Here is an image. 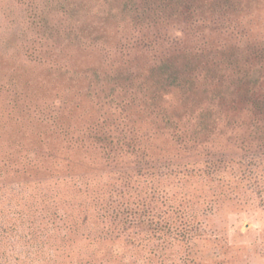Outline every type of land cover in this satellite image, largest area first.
Returning <instances> with one entry per match:
<instances>
[{"label": "rangeland", "instance_id": "obj_1", "mask_svg": "<svg viewBox=\"0 0 264 264\" xmlns=\"http://www.w3.org/2000/svg\"><path fill=\"white\" fill-rule=\"evenodd\" d=\"M126 3L0 0V264H264V194L198 175L223 162L230 180L252 157L239 149L251 116L235 77L264 47V0H203L194 21L142 25ZM183 54L198 60L200 95L164 88L182 110L179 134L130 95L161 81L151 75L160 60ZM200 107L215 127L195 138ZM119 115L138 131L136 157L106 156L86 135ZM154 187L201 221L191 242L147 240L144 217L109 216L124 210L111 199L137 209Z\"/></svg>", "mask_w": 264, "mask_h": 264}, {"label": "trees", "instance_id": "obj_2", "mask_svg": "<svg viewBox=\"0 0 264 264\" xmlns=\"http://www.w3.org/2000/svg\"><path fill=\"white\" fill-rule=\"evenodd\" d=\"M203 0H127L126 6L129 13L135 14L137 24H156L162 19L183 18L186 21L195 20V15L202 9ZM45 28V27H44ZM198 60L195 55L183 54L175 57H168L160 60L151 70V75L157 76L161 81L155 85L140 82L136 91L130 95L131 103L139 104L145 108V112H150L156 118L161 120L165 128L182 133L179 123L183 120L182 110L168 106L163 91L165 87L173 88L184 94L200 95L198 92ZM137 77L126 75L125 83L134 82ZM235 89L238 93L239 104L245 107L251 116V121L247 125V137L240 142V150H249L252 157L240 162V168L233 179L223 177L221 166L223 162H206L205 171L198 172L199 176H205L207 173L213 174L212 183H236L238 180L247 185L254 194H264V170L261 171L264 161V47L257 49L252 54L250 63H247L245 70L236 74ZM116 80V85H118ZM111 102L116 106L122 107V115L127 112L126 102L120 100V95L111 94ZM129 100V102H130ZM225 100V99H224ZM221 99V101H224ZM187 104L190 103L188 97L185 98ZM235 107V103L231 101ZM197 98L195 97V106ZM231 109L236 117L235 109ZM198 114L194 116L197 123L192 131L195 138L202 131L214 129L215 123L210 117V112L200 107L196 109ZM113 120H103L97 122L92 128L86 131L95 145L100 148L106 156L123 155L126 157H136L140 154L138 140L140 139L138 131L129 128L126 124V118ZM233 118V119H234ZM122 119V120H121ZM200 122V123H199ZM200 127H197L199 126ZM197 127V128H196ZM62 134H66L62 133ZM184 135V134H183ZM184 142V139L183 141ZM216 176L215 178H213ZM150 201L137 206L136 208L121 206L111 199L112 203L123 207L124 210L117 211L111 207L108 212L114 219L123 220L125 224L129 220L138 222L144 217L147 228V240L161 241L166 245H177L179 240L188 239L191 242L195 234L200 231L202 223L193 216L191 217L186 209L176 206L170 193L164 190H158L155 187L148 191ZM111 203V204H112ZM189 264H206L204 257L195 256L194 259L187 260Z\"/></svg>", "mask_w": 264, "mask_h": 264}]
</instances>
